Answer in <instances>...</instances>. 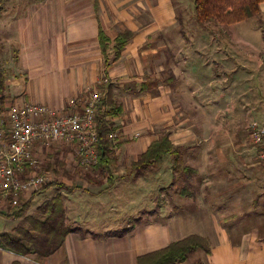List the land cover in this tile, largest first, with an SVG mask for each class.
Returning a JSON list of instances; mask_svg holds the SVG:
<instances>
[{"label":"crops","instance_id":"crops-1","mask_svg":"<svg viewBox=\"0 0 264 264\" xmlns=\"http://www.w3.org/2000/svg\"><path fill=\"white\" fill-rule=\"evenodd\" d=\"M179 25L172 0H0V71L5 77L6 109L33 103L65 113L70 99L95 86L97 79H104L107 101L122 112L107 120L119 127L121 138L112 147L115 162L102 173L94 168L95 180L83 177L87 171L82 170L76 181L61 177L64 184L71 183L69 186L80 181L73 192L66 188L56 191L62 197L64 191L81 195L71 208L78 212L74 218L77 224L87 219L94 222L103 207L112 212L120 208L124 213L140 205L150 190L149 185L143 186L149 179L136 174L132 165L171 130L167 137L173 150L156 165L163 162L165 171L171 161L172 168L178 164V171L185 169L194 175L188 191H183L171 169L169 187L174 183L173 192L183 201L181 208L174 205L175 218L199 217L201 228L192 232L215 233L212 264H264V165L251 139L253 124L264 126L261 51L247 55L246 50H239L235 55L230 49L222 50L229 53L222 55L224 75L214 77L209 82L213 90L203 94L202 87L198 89L192 82H178L174 51L172 62L161 49L168 41L164 33ZM124 32L132 33V38L116 60L115 43ZM240 56L252 58L253 64L251 60L247 64L244 59L242 65L238 61L243 72H230L229 66L236 67ZM257 66L256 73L244 75ZM215 89L223 90L226 110H222V120L227 122L211 118L200 123L199 109L204 103L198 96L208 100ZM71 148L41 146L37 155L55 166L68 153L77 166ZM164 185L157 186L163 200L158 205V221L136 224L123 237H112L111 230L100 237L71 233L55 253L40 259L9 251L0 243V264H139L141 257L174 240L172 225L162 216L166 209ZM171 196L169 192L167 198ZM144 208L150 209L142 205L136 212ZM18 212L12 213L14 219L20 218Z\"/></svg>","mask_w":264,"mask_h":264},{"label":"rangeland","instance_id":"rangeland-1","mask_svg":"<svg viewBox=\"0 0 264 264\" xmlns=\"http://www.w3.org/2000/svg\"><path fill=\"white\" fill-rule=\"evenodd\" d=\"M172 1L180 25L177 27V29H169L164 33L168 41L165 42V46H163L161 49H165L167 51L165 52V55L168 60L172 58L173 62L176 59V65H178V76L180 79L178 82H181L184 85H188V83L192 82V84L195 85L196 88L200 89L202 87L201 89L202 91H204L203 94H206L208 91H212L213 88L210 90L211 87H209V82L218 75L223 76V72H225V70L223 69L224 67L222 66L224 60V57H222V55H226L229 53H224L222 52V50L230 49L233 51V53H235V55L236 51L239 50H246L247 55H249V53L253 54V52L255 51H261L260 57H262V59L264 60V12L261 13L259 17L234 25H223L214 20H211L207 23H199L196 20L194 14V5L190 0ZM172 51H174L176 57L175 59L174 57H172ZM160 54L162 55L161 52ZM244 59H246L247 64L249 63V60H251V64H253L252 58L240 56L236 58L237 63L234 64L236 67L229 66L231 67L230 72L233 70H239V73H242L243 69L240 66L243 64ZM238 61L241 63V65H238ZM257 68L258 66L252 69L253 72L250 73H245V70L244 75L256 73ZM186 87L190 88L189 86ZM222 94V89H215L214 92L210 93V98L208 97V100H206L203 95L198 96V100L201 99L200 101L204 103V105H201L199 109L200 116L197 114L200 117V123H205V120H211V118L220 121V123L227 122V120H222V110H226L224 109V107H226V102ZM171 132V130L166 131V133L163 134L162 137H169V133ZM70 158L73 157H71L67 153L66 158L63 160V162H58L55 166L51 164L48 165V162L45 161V156L41 158L43 168L42 171L43 173H46L50 176V184L55 183V185L52 184L55 187L46 191L45 189L42 190V193H40L38 195V198L34 201L32 199H29L30 201H32V205L28 208L23 217H20L19 219H14L10 210L3 207V205H0V235L7 233L20 240L21 236L19 237V235H15V229L18 227H22L26 230H30L29 224L25 220L27 216H34L38 219H42V216L38 213L37 209L40 205L54 198V196H56L57 194L56 191L66 188L71 189V191L73 192L72 189H74L76 185H79L80 183L77 184V182L80 181L78 180L75 184L69 186L67 184L69 183V181H65L66 184H64V178L61 177H66L70 180L74 177V181H76V178H81L84 172H79L78 167L74 165V163H72V160ZM56 160V158H53L52 161ZM73 160L75 162L76 158ZM162 163L159 166L154 165L146 167L144 169V171L147 170L146 175L141 174L143 171H139L138 168H136V174L148 177L149 181H147V183L143 186L147 188L149 185L148 188L150 190H146V193L144 194L140 205H137V207H132L131 212L126 211L123 213L120 208H118L117 212H112L106 210V208L103 207L101 214L96 217L94 222L87 219L79 225L75 221L76 219H74L77 217L78 212L71 211V208H73L74 204H76L74 200H77L81 195L76 196V192L73 195L72 192H70V194L69 192L64 191L62 199L65 206L66 215L69 216L67 217L66 225L74 228L80 227L83 231H88L91 236L100 237L109 230H111L113 233L119 231H125L126 233H128L135 228L136 224H143L147 221H158V205L160 203L162 204L163 200L161 201V196L158 197L157 186H163L165 184L164 186H167L165 191L166 209L162 216H164L167 223H171L174 240H172L169 245L163 248L162 251L167 250L169 254L168 249L172 245H177L174 250H178L181 247L186 248L191 244V246L195 247V245L198 244L196 251L190 254L188 260L185 263L181 264H212L213 254L215 251L213 249V245H215L216 241L215 233L211 230L201 231L197 233L192 232L199 231L198 229L201 228L199 217H195L193 219L181 217L179 219V217L182 215H179L177 218H175L174 216V205L178 203L179 207L181 208V206H183V201L180 199L179 195H177V197L175 196L173 192L175 189L173 188L174 183L169 187L172 178L170 173L171 169L175 170L174 178L176 182L178 180L177 186H179L183 191H188V184H190L192 177L194 178V175L191 173V171H185V169L183 171H178V169H180V165L178 164L175 166V168H172L173 164L171 163V161L168 162V169L164 171V164ZM93 173V170L87 171V173L83 177L89 176V180H95L97 175H93ZM154 182L157 183L154 184ZM47 187H49V185ZM169 192L170 196L172 194L176 201L172 198V196L169 199L167 198L169 196ZM178 192L176 194H178ZM158 199L160 200L158 201ZM142 205H149L150 209L144 208L136 212L137 208ZM92 218L93 217H91V219ZM203 220H205V218H203ZM215 223L223 227L222 223L220 224V220H218L217 218H215ZM180 224L181 226H179ZM226 227L227 226H225V229ZM263 233L264 232H262V234ZM220 234L221 232H219L218 235ZM191 236H197L200 237V239L196 242H183L190 239Z\"/></svg>","mask_w":264,"mask_h":264},{"label":"built area","instance_id":"built-area-1","mask_svg":"<svg viewBox=\"0 0 264 264\" xmlns=\"http://www.w3.org/2000/svg\"><path fill=\"white\" fill-rule=\"evenodd\" d=\"M69 100L65 113L43 104H24L0 110V205L11 213L20 211L30 196L50 184V176L42 171L37 148L63 144L75 151L81 171H92L99 163L97 116L106 93L105 81ZM120 135H108L112 147ZM251 139L259 148L264 165V126L253 124ZM40 173V174H39Z\"/></svg>","mask_w":264,"mask_h":264},{"label":"trees","instance_id":"trees-1","mask_svg":"<svg viewBox=\"0 0 264 264\" xmlns=\"http://www.w3.org/2000/svg\"><path fill=\"white\" fill-rule=\"evenodd\" d=\"M194 5V14L199 23H207L214 20L223 25H234L247 20H252L261 15V5L264 0H190ZM132 38V33L124 32L121 34L115 43V59H119L121 52L124 50L128 41ZM5 77L0 71V110L6 109L5 103ZM102 103L98 116V152L99 163L96 168L102 173L109 170L115 159L111 157L113 150L108 135L112 131H119V127L109 124L107 118L121 114V110L116 106H111L113 103L107 101ZM110 99V97H109ZM109 102V103H108ZM111 103V104H110ZM118 110V111H117ZM173 150V146L169 142L167 136L159 138L153 142L148 151L141 156V159L132 165V169L144 171L148 166H154L169 151ZM137 172V171H136ZM55 183L49 184V187ZM53 187V185H52ZM48 189V188H47ZM38 195L34 194L32 200ZM31 200V199H30ZM32 205V201H28L25 206L16 214V217H23L28 208ZM42 219L34 216H27L25 219L29 224V229L18 227L15 229V235L21 236V239L4 233L0 235L2 245L9 251L18 253L23 256L36 255L39 259L49 257L55 253L64 243L68 234L75 233L82 237L88 236V231H83L80 227H70L66 225L67 215L63 203L62 195H56L51 200L40 205L37 209ZM91 235V234H90ZM112 237H123L126 232L119 231L110 234ZM200 237L191 236L190 239L183 241L196 242ZM192 245V244H191ZM188 247H181L174 250L177 245L170 246L169 254L167 250H160L139 259V264H181L188 260L191 253L196 251L198 244ZM186 250V251H184ZM19 264V263H15Z\"/></svg>","mask_w":264,"mask_h":264}]
</instances>
